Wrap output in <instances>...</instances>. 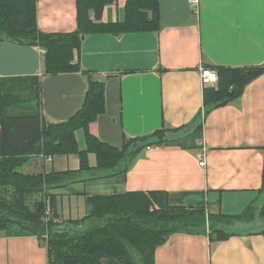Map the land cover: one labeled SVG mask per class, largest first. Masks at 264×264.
I'll return each mask as SVG.
<instances>
[{
	"label": "crops",
	"instance_id": "obj_1",
	"mask_svg": "<svg viewBox=\"0 0 264 264\" xmlns=\"http://www.w3.org/2000/svg\"><path fill=\"white\" fill-rule=\"evenodd\" d=\"M126 1L103 5L100 21L122 19ZM158 10V30L87 34L74 50L79 72L42 75L43 117L65 121L81 107L88 87L81 71H88L104 83V111L86 128L97 139L119 147L124 136L146 135L163 125L188 126L178 130L184 137L195 130L203 111L201 68L215 71L264 64V0H199L197 8L187 0H158ZM90 15L94 18L93 10ZM36 21L49 34L73 31L75 0H37ZM43 53L38 46L0 39V78L41 75ZM201 122V137L193 143L186 140L185 147H147L126 173L52 189L59 219L80 218L71 212L72 199L83 200L75 211L83 209L86 214L85 196L126 191L163 190L171 205H194L204 199L206 211L212 214L236 215L248 205L258 209L264 202L260 149L264 146V73L251 80L236 101L210 109ZM75 137L84 148L82 129ZM203 152L205 164L200 166ZM88 162L95 165L93 153ZM78 167L77 154H60L31 157L23 171ZM239 223L245 221L234 224ZM261 229L236 231L215 242L204 233H173L154 249V264H264ZM46 253V245L34 235L0 232V264H48Z\"/></svg>",
	"mask_w": 264,
	"mask_h": 264
},
{
	"label": "trees",
	"instance_id": "obj_2",
	"mask_svg": "<svg viewBox=\"0 0 264 264\" xmlns=\"http://www.w3.org/2000/svg\"><path fill=\"white\" fill-rule=\"evenodd\" d=\"M110 1L75 0L76 28L49 34L38 28L37 0H0V39L38 46L44 51L41 75L0 78V231L12 236H36L46 245L48 264H154V249L170 234L204 233L210 242H215L235 234L234 230L226 231L227 226L237 221L250 222L256 214L264 217V202L258 209L248 205L236 215L212 214L206 211L204 199L194 205H171L166 191L151 190L87 195L86 214L59 221L58 198L52 189L126 173L147 147H185L186 140L193 143L201 137V121L210 109L236 101L245 86L264 73V64L218 67L216 86L203 87L199 122L184 137L178 130L188 126L163 125L146 135L124 136L119 147L97 139L86 128L104 111V83L88 71H81L88 82L81 107L65 121L47 120L39 106L40 78L46 74L79 72L74 50L85 35L160 28L158 0H127L122 19L102 22L103 5ZM232 87L235 90L231 93ZM32 92L37 99L34 106L21 105L28 102L25 98ZM81 129L84 148L79 147L75 137ZM260 149L264 192V146ZM90 153L95 156L94 166L88 162ZM60 154H77L78 169L23 171L31 157ZM259 232L264 235V229Z\"/></svg>",
	"mask_w": 264,
	"mask_h": 264
},
{
	"label": "rangeland",
	"instance_id": "obj_3",
	"mask_svg": "<svg viewBox=\"0 0 264 264\" xmlns=\"http://www.w3.org/2000/svg\"><path fill=\"white\" fill-rule=\"evenodd\" d=\"M28 96H29V98H27L25 96L26 97L25 99H27L28 102L24 103V104H21V105L25 106V104L26 105H30L31 104V106H34V104L37 101L36 96L34 95L33 92L29 93ZM9 103H11L10 100H9ZM262 196L264 197V193L262 194ZM63 201L65 203L64 204V208H65V210H67L68 209V200L65 198V199H63ZM82 203H83V200H79L76 203L75 200L72 199V211L71 212H72L74 217H81V216H83L85 214L83 209H81L78 213H76L77 210L75 211V209H77L76 206L79 205L81 207ZM254 207H256V206L254 205ZM64 216L68 217L67 212L65 213ZM59 221H60V219H59ZM241 222H244V221H241ZM241 224H243V226H239ZM261 228L264 229V217L261 218L259 215H256L255 217H253V219L250 222L239 223V224H236V225L233 224L232 226H227L225 229H226V231L235 230V231H241L242 232V231H246V230L247 231L248 230H259ZM0 232H2V231H0Z\"/></svg>",
	"mask_w": 264,
	"mask_h": 264
},
{
	"label": "built area",
	"instance_id": "obj_4",
	"mask_svg": "<svg viewBox=\"0 0 264 264\" xmlns=\"http://www.w3.org/2000/svg\"><path fill=\"white\" fill-rule=\"evenodd\" d=\"M187 1L189 2V4L193 8L198 7L199 0H187ZM200 77H201V82L203 83V85H213L217 81L216 71H214L212 69H208V68H201ZM203 154H204V152L200 156V158H201V160L199 162L200 166H203L205 164L204 159H203ZM46 158H50V157H46Z\"/></svg>",
	"mask_w": 264,
	"mask_h": 264
},
{
	"label": "water",
	"instance_id": "obj_5",
	"mask_svg": "<svg viewBox=\"0 0 264 264\" xmlns=\"http://www.w3.org/2000/svg\"><path fill=\"white\" fill-rule=\"evenodd\" d=\"M234 90H235V87H232L230 92L232 93Z\"/></svg>",
	"mask_w": 264,
	"mask_h": 264
}]
</instances>
